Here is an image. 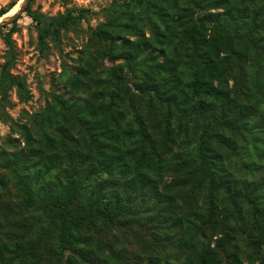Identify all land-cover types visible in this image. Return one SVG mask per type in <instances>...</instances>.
Wrapping results in <instances>:
<instances>
[{"label":"trees","instance_id":"obj_1","mask_svg":"<svg viewBox=\"0 0 264 264\" xmlns=\"http://www.w3.org/2000/svg\"><path fill=\"white\" fill-rule=\"evenodd\" d=\"M23 12L41 50L85 13ZM88 40L119 62L36 114L35 170L0 152V199H28L0 200V264H264V0H136ZM13 59L0 96L26 102Z\"/></svg>","mask_w":264,"mask_h":264},{"label":"rangeland","instance_id":"obj_2","mask_svg":"<svg viewBox=\"0 0 264 264\" xmlns=\"http://www.w3.org/2000/svg\"><path fill=\"white\" fill-rule=\"evenodd\" d=\"M10 1L0 0V8ZM28 4L31 10L47 18L65 15L67 11L77 16L79 10L85 11L80 19L70 24L66 30L60 31L59 39L49 37L48 47L42 50L37 40L39 26L23 11L14 18L15 13L0 19V73L1 67L9 59L12 51L14 59L9 67V73L25 80L32 96L24 102L19 98L16 87L9 92L5 100L0 96V152L8 154L11 158L17 155L22 160L23 168L27 169L30 166L33 171L35 160H39L36 151L31 147V143L36 141L27 143L24 133L28 130L33 137L36 135L33 119L48 102H52L55 98L75 99L78 96L82 98L87 96L88 93L72 94L70 91L71 87L66 78L73 74L78 75L77 68L83 66L87 70L82 79L89 76L91 81L96 82L101 77H107L108 71L118 64L119 61H109L106 57H100L92 68L87 66L86 50L88 49L93 55L96 52V47L89 43L88 39L91 31L105 22L110 9L115 5L130 8L136 4V0H29ZM259 59L261 60L259 63L255 61L259 67H253L256 79L262 75L258 72L264 70V55ZM126 82H130L128 77ZM95 85L96 88L98 87V83L91 85L90 92H94L92 89H95ZM263 114L264 112L262 113L264 117ZM4 172L9 178L12 176L9 170ZM236 176H239L238 173L234 178ZM16 189L17 187L10 183L5 190H2L0 200L4 203L17 204L14 208L20 210L18 204L28 199Z\"/></svg>","mask_w":264,"mask_h":264},{"label":"bare ground","instance_id":"obj_3","mask_svg":"<svg viewBox=\"0 0 264 264\" xmlns=\"http://www.w3.org/2000/svg\"><path fill=\"white\" fill-rule=\"evenodd\" d=\"M24 1L25 0H18L17 2H16V4L7 12V13H5L4 15H2L1 17H0V19L1 18H4V17H8L9 15H12V14H14L17 10H19L20 8H21V6H22V4L24 3ZM2 21V20H1Z\"/></svg>","mask_w":264,"mask_h":264},{"label":"water","instance_id":"obj_4","mask_svg":"<svg viewBox=\"0 0 264 264\" xmlns=\"http://www.w3.org/2000/svg\"><path fill=\"white\" fill-rule=\"evenodd\" d=\"M28 1L29 0H25L24 1V3L22 4L21 8L19 10H17L18 12L16 11L15 14L13 15V18L16 17V15H18L19 12H22L24 10L25 6L28 4Z\"/></svg>","mask_w":264,"mask_h":264}]
</instances>
